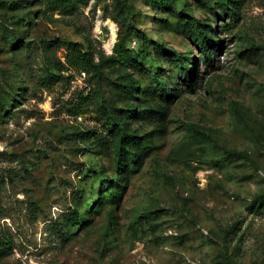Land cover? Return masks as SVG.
Masks as SVG:
<instances>
[{"label":"rangeland","instance_id":"rangeland-1","mask_svg":"<svg viewBox=\"0 0 264 264\" xmlns=\"http://www.w3.org/2000/svg\"><path fill=\"white\" fill-rule=\"evenodd\" d=\"M0 264H264V0H0Z\"/></svg>","mask_w":264,"mask_h":264},{"label":"trees","instance_id":"trees-1","mask_svg":"<svg viewBox=\"0 0 264 264\" xmlns=\"http://www.w3.org/2000/svg\"><path fill=\"white\" fill-rule=\"evenodd\" d=\"M149 2L152 5H159V6L175 5V0H149ZM196 24L198 25V23ZM211 43H214V42H211ZM67 49L69 50V53L67 54L66 60L69 64L77 67L78 69H81L87 72H90L92 69L96 68V64L93 63V59L88 52L77 49L75 47V44H67ZM162 50H165V48H162ZM113 51L119 61L129 62L132 59L130 51L127 48L123 47V45H120L119 43H117L114 46ZM202 51L205 57L211 61L210 53L207 52V49L204 47ZM186 60H187L186 58L179 60L181 62L180 63L181 68H183L186 73L191 75L192 70L190 71L187 70V66L185 64ZM138 144H141L139 139L138 141H135V138H126V137L119 139L116 145L118 165H121L125 157H127V155L130 153L129 148L132 149L135 145H138Z\"/></svg>","mask_w":264,"mask_h":264}]
</instances>
